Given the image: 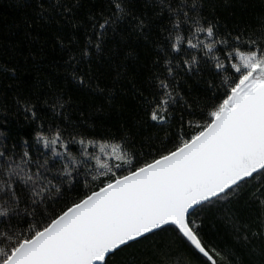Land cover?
<instances>
[{
    "label": "snow or ice",
    "instance_id": "1",
    "mask_svg": "<svg viewBox=\"0 0 264 264\" xmlns=\"http://www.w3.org/2000/svg\"><path fill=\"white\" fill-rule=\"evenodd\" d=\"M234 4L14 0L0 93L31 132L0 125V264H264V0ZM50 57L63 83L26 82Z\"/></svg>",
    "mask_w": 264,
    "mask_h": 264
},
{
    "label": "trees",
    "instance_id": "2",
    "mask_svg": "<svg viewBox=\"0 0 264 264\" xmlns=\"http://www.w3.org/2000/svg\"><path fill=\"white\" fill-rule=\"evenodd\" d=\"M14 0H0V60H8L10 63H23L20 55V50H17L14 46V42L21 38L18 24L20 22V12L12 7ZM261 10V0H235L233 7H224L219 10L221 18L230 25L240 24L246 20H250L255 14ZM26 51V49H24ZM144 54L143 52L141 53ZM55 54H53L54 56ZM31 63V61H29ZM51 63V57L49 61L44 62V66L38 68H32V75L25 76L26 82H31L36 79L37 75H40V79H44V75L52 77L59 83H63V78L57 74L54 69L49 66ZM107 72L104 68L101 69V78L105 79ZM68 92L72 97L71 107L76 108H88V106L97 105L102 103V98L98 95H93L90 92H80L75 90L71 85H67ZM8 90L7 95L0 93V125H5L3 131L8 135L4 137L6 143L19 141L21 136H25L31 132V128L26 125L23 120L22 114L17 113L15 107L12 104V92ZM5 110L7 115H5ZM128 112L117 113L112 112L111 118L106 119L105 123L110 126H115L122 119H129ZM18 147L21 145L18 144ZM219 233V234H217ZM209 238L213 241L220 243L225 239L222 229H213L209 234Z\"/></svg>",
    "mask_w": 264,
    "mask_h": 264
}]
</instances>
